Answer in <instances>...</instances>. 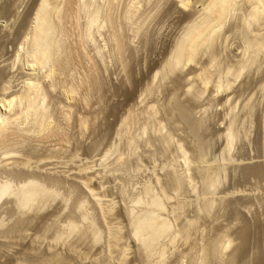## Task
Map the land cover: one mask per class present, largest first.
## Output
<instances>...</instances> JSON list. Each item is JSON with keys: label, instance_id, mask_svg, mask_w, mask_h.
I'll use <instances>...</instances> for the list:
<instances>
[{"label": "rangeland", "instance_id": "obj_1", "mask_svg": "<svg viewBox=\"0 0 264 264\" xmlns=\"http://www.w3.org/2000/svg\"><path fill=\"white\" fill-rule=\"evenodd\" d=\"M38 1L0 0V62L3 63H0V85L3 86L5 82L7 84V81L3 82V79L7 78L9 82L11 80V92L17 90L20 93L23 87L22 83L26 81L25 78L30 71L32 72L28 68L26 52H28L29 46L26 45L24 37L26 38L25 34L31 27ZM205 1L188 0L189 5L187 9L183 10L179 8L175 0L174 2L173 0L57 1L59 7L62 5V8L60 7L61 13L65 14L64 17L61 14L60 24L62 23L61 30L64 31V35L62 34L63 37L61 38L62 50L56 55L59 58L58 69L55 70L54 78L49 79H42L44 69L42 71L40 69L34 70L38 75V81L40 80L38 82L40 83L39 89L41 96H43L40 98L42 101L39 105L45 107L49 113L48 116L52 122L51 127L38 132L39 130L34 127L35 124L32 123V119L29 118L25 122L26 124H22L21 127L13 124L12 121V124H5L6 130L3 131V135H0L1 145L3 143L6 145L9 142L7 145L10 154L7 156L0 155V187L3 185L8 187L7 194L0 198V237H2V239L0 238L2 240V242L0 240V264H29L30 261L32 262L40 256H47L51 253L49 249H53V253L59 252L61 257L63 254V258L68 260L66 264L101 262L107 253L106 245L109 239L107 232L103 229L105 226L103 224L112 223L114 218L121 223L118 224L120 228L122 227L121 236H124L123 240L126 239L127 248L129 246L126 264H138L139 260L140 262L144 260L140 259L143 255L136 256L139 254L137 251L139 245L127 234L126 228L130 216L127 215L126 209L133 210L130 212L135 215L140 214L146 207L145 200L149 198V192L146 188H149L153 195L154 193L157 195L163 188L158 192V187L160 188L158 183L164 184L163 180H165L167 172L175 169L171 172L183 173L185 170L183 167L186 166L185 162L192 158L188 155L193 153L195 142L192 141L193 139L187 130L183 127L176 129V127L167 126L168 133L166 130L161 133L158 131L157 125L159 120H163V114H158L157 119H154L149 112V107L157 101L158 104L160 102L164 105L173 85L184 77L190 78L189 83L193 84L194 89L191 95L186 96L185 90H180L178 97L183 101L192 102L194 117L196 120L201 119L200 121L203 119L202 122L205 121L204 126L208 128V132L205 131L209 136L207 138L212 142V147L208 153L209 164L214 170V175L217 172L220 174L215 176L221 177L219 178L220 185H218L215 194L221 196L222 192L225 193L231 188H236L241 193H244L245 188L247 193L254 189L257 193L255 195L259 196L257 199L264 202L263 183L253 179L251 182L247 180L248 183L244 181L237 183L239 181L238 175L235 176L234 173L232 175L231 168L222 169L224 167L222 165H225L227 159H232L233 162H246L249 161L246 159L250 158V160L261 157L260 160L264 159L263 143L259 145L264 134V53L251 65L252 67L250 66L249 69L243 71L237 78L233 76L236 75L238 62L247 59L246 55L249 56V54H244L246 50L243 44V36H241L244 25H242V21L249 11H247L248 4L246 5L245 2L239 0L235 2V6H232L233 8L229 11L231 14L225 19L226 21L223 20L219 33H216L218 37L215 39L213 48L205 47L196 60L198 62L176 68L168 76L169 79L164 81L165 84L159 77L153 80L155 72L162 67L179 43L185 27L189 25L188 22L197 20L201 14ZM99 8L101 9L99 10ZM94 11L99 13V18L92 26L89 25V19L92 17L91 14L95 13ZM96 13L94 14L95 18L97 17ZM253 28L254 26L251 29ZM17 53H20L19 58L16 57ZM212 53L218 61L216 65L210 67L213 75L212 80L207 85H203L198 70L209 62ZM227 68H231L230 74H226ZM174 79L177 81L175 82ZM226 81L231 83L230 89L219 90L218 92L217 84ZM71 87L74 93L68 95L65 92ZM146 89L150 90L149 94H146ZM18 105L19 103L15 105V108L13 105L10 110L6 111L0 105V113L11 119L22 112V106L19 105L18 108ZM248 106L250 109L247 108ZM11 122L7 121V123ZM232 123H234L236 135L230 144L231 146L229 145L230 151L227 155L224 150L228 140L223 132ZM166 133L170 135L169 143L166 142L168 144L163 140ZM110 147H113V153L104 156L103 153ZM179 148L185 151L186 157L190 158L184 157V152L181 155L182 151ZM0 154L2 153L0 152ZM71 154H74L75 158ZM47 157L53 162L52 164L56 162L51 165L49 160L54 169L50 165L49 167L52 169L47 166L44 167L43 165L46 163L40 162ZM71 157L74 158V161L69 159ZM183 157L187 159L185 162ZM61 162L63 164H60ZM65 162L69 165H66ZM72 164L92 167L90 170L95 176L92 183L96 186L93 185L94 188L99 189L102 200L112 202V211L106 215L105 223H99L104 220H99V214L97 209L94 210L92 201L90 199L88 201L87 194L85 195L83 189L77 185V179L67 173ZM168 165L171 166L168 167ZM67 166L70 168H66ZM34 178L36 179L35 182L44 189L42 190L40 185L37 186L36 184L35 189L38 194L36 197L34 196L36 199L34 198L35 200L30 202L25 198V191L28 188L26 182ZM187 178L191 185H187L188 188L187 186L184 187V192L175 198L176 200L179 198L180 203L181 201L187 204L192 203V206L186 207L185 212L187 215H194L193 201L199 200L206 191L192 172L187 173ZM156 179L159 180L158 183H156ZM156 184H158L157 187ZM249 186L251 188H247ZM37 187L41 190H38ZM21 190H25L22 191L24 195ZM145 192L148 193L145 194ZM141 197L143 201L136 203V199H141ZM186 200L187 202H185ZM82 202H84L83 206ZM171 202L166 203L165 208L167 210H165L168 213L175 204ZM179 202L176 201V203ZM262 206L264 208V204L256 203L250 208V215L254 214V218L258 216L257 222L249 215L250 221H256L255 226L258 223L259 225L263 223L262 226H264V216L260 215L263 214L262 211L264 210ZM166 211L165 213L168 214ZM69 220L75 222V225L79 223L76 228L79 230H75L76 226H73L75 231L72 230V227L70 229L69 224H67ZM200 223L203 222H199L198 225ZM204 223L203 226H197V230L192 234V239L195 238L194 241L198 244H195L193 240L191 242L193 241L192 244L199 249L205 245L202 240L206 241L207 239L204 237L207 236L205 232L208 230L205 229H208V224ZM15 224L18 228L14 231L12 228L15 227ZM255 226L253 225V228ZM66 227L68 228L66 229ZM95 227L100 229L99 235L96 237L98 240L93 237L95 236L94 230H97ZM11 229L12 231H10ZM198 229L201 230L200 233ZM203 232L204 234H202ZM59 233L62 236L55 239ZM254 233L256 234V231L252 234ZM201 234L203 236H200ZM252 236L249 240V242L251 241L249 244L251 248L258 243L257 234L256 237ZM3 237L6 238L3 239ZM165 241H167L166 238ZM134 243H137L138 248ZM177 243L173 245L175 247L170 246L169 249L171 250L167 251L168 258L165 256L162 263L158 260L156 263L153 260L154 263L152 262V264H174L176 262V264H190L187 259L180 258L185 252V246L183 247L182 243H179L180 245ZM31 248L32 250H30ZM173 248L175 249L173 250ZM72 249H75L76 252L74 250L73 253ZM231 253L232 250L229 248L223 254L227 258ZM26 255H29L28 260L24 261ZM212 264L215 263L212 262Z\"/></svg>", "mask_w": 264, "mask_h": 264}, {"label": "bare ground", "instance_id": "obj_2", "mask_svg": "<svg viewBox=\"0 0 264 264\" xmlns=\"http://www.w3.org/2000/svg\"><path fill=\"white\" fill-rule=\"evenodd\" d=\"M57 1L58 0H39L37 5H36L37 7L35 8V12H34V15H33L32 21H31V27H29L27 34H25L26 38L24 37V41L27 43L26 45L29 46L28 52H26L27 53L26 55L28 57V58L26 57L27 62H28V68H29V70H32V72L30 71L29 75L27 74L28 75L26 77L27 79L25 78L26 81H24L22 83V86H23L22 91H20V93H19L16 90L15 92H17L18 95L15 92H11L12 84L10 85V83H12V81L10 80V82H9V80L7 78L5 80L3 79V82L7 81V84L5 82V84L3 86L0 85V90H1L0 91V94H1L0 105L5 109V111L10 110L13 105L15 108V105L17 103H19V105L22 106V108H23V109L20 108V109H22V112L20 110L21 113L19 115H17V116L15 115V117H12L11 119L7 118L8 117L7 115H6L7 116L6 117L4 114L2 115L0 113V135L1 134L3 135L4 134L3 131L6 130V128L4 127L5 124L6 125L12 124V122H13V124L21 127V125L24 124L29 118L32 119V123L35 124L34 127H36V129L39 130L38 132L45 131V129L51 127L52 122L50 120L51 119L50 116H48L49 113L47 112L45 107H40V105H39L40 101H42V99L40 100V98L41 97L43 98V96H41V92L39 89L40 83H38V82L40 80L38 81V78H37L38 75H36V71H34V70L40 69L42 71V69H44L45 71L43 70L44 73L42 74L43 75L42 79L43 78L49 79L52 77L54 78L53 75L55 73V70L58 69V66H59V63H58L59 60L58 59L59 58H57L56 55H58L60 50H62L61 38L64 35L63 34L64 31L62 32V30H61L62 29V26H61L62 23L60 24V22L62 20L61 17L62 16L64 17L65 14L63 15L61 13L60 10L62 8V5L60 6L61 7L60 8L58 6L59 4H57ZM175 1L179 5V8H182V10L187 9V7L189 5L188 0L187 1L186 0H175ZM203 1H205V0H203ZM239 1H241L243 3L245 2L244 4H246V5L248 4L247 11L248 10L249 11H248V14L246 15V17H244L243 21H242L243 22L242 25L243 24L244 25H243V30L241 32V36H243L242 37L243 42H244L243 44H244V48L246 50V53H244V54H249V56L246 55L248 57V58L246 57L247 59H245L244 61L240 60L241 62L240 61L238 62V68H236L237 69L236 75L235 74L233 75L236 78L239 75H241L243 71H245L246 69H249V67L257 61V59L260 57V55H262L264 53V0H239ZM173 2H174V0H173ZM173 2H172V4H173ZM235 2H237V0H206L204 5H203V10L201 11V14L197 17V20L196 19H194V20L190 19L192 21L188 22L189 25L185 27L186 29L183 31L182 36L180 35L181 37H180L179 43H177L176 47L171 52V54L169 55L168 59L164 62L162 67L158 71L155 72L153 80H156L157 77H159V78H161V80L165 84L164 81L169 79L168 76L171 73H173L176 68L185 66L186 64H189V63L195 64L196 62H198L196 60L198 59V56L200 55L202 50L205 47L208 48V47H212L214 45V43L216 41L215 39L218 37L216 35V33L221 29V27L223 25V20L226 21L225 19L229 17L228 16L229 14H231V13H229V11L231 10V8H233L235 6L234 5V4H236ZM106 4H107V2L105 3V5ZM113 5H115V4H113ZM91 9H92V7H91ZM100 9L101 8H99V10ZM62 12H64V11H62ZM110 12H111V10H110ZM67 13H69V12H67ZM102 13H103V11H102ZM61 14H62V16H61ZM94 14H91L92 17L89 16L90 17L89 25H92V26H94L95 21H97V19L99 18V16H98L99 13L98 14L96 13V15H97L96 18H95ZM108 20H110V19H108ZM64 21H65V19H64ZM122 21H124V20H122ZM252 26H254L253 29H251ZM64 28H65V26H64ZM107 28H108V26H107ZM94 30H96V29H94ZM240 31H241V29H240ZM89 39H90V37H89ZM116 41H118L117 38H116ZM120 52H122V51H120ZM16 57L19 58L20 53H17ZM217 61L218 60H217L216 56L212 53V55L209 59V62L206 65H203L201 68H199L198 75L202 78L203 85H207L212 80L213 75H212V72L210 71V67L216 65ZM0 63H2V61ZM29 70H28V72H29ZM230 72H231V68H227L226 74H230ZM4 76H5V74H4ZM10 79H11V77H10ZM23 80H24V78H23ZM18 81H20V80H18ZM174 81H175V79H174ZM189 81H190V78H188V77H184V79L177 81L173 85V88L171 89V92L168 95V97H166V103L164 105L160 104V102L158 104L157 103L158 101L157 102L155 101L156 103H154L153 105H151L149 107V112L154 119H157L156 117L158 114H160V113H161V115L163 114V117H162L163 120H159L158 125H157L159 132H161V133H162V131L165 132L164 130H166V132H167V128H166L167 126L174 127V128L176 127V129L183 127V129H186L188 134H190V137L193 139L192 141L195 142L194 143L195 145L193 146L194 151H192L194 154L191 153V154H193V156H191L190 153H189L190 155H188V156L192 157V158L189 157L190 159L188 157H186L187 154H185V151L180 149L181 147L179 148L182 151V153H180V154L182 155L184 152L185 155H183V156L189 159V160H187L186 158L183 157L184 162L187 160V162H185L186 164L184 163L186 166L183 167V168H185V170L183 169L184 170L183 173L182 172L178 173V171L177 172H174V171L171 172V170H175V169L170 170V168H168V167L171 165H168L167 169L170 171L167 170L168 171L167 174L165 173L167 176L165 175L166 178H165V180H163L164 184H162V182L158 183L159 180H157V179L155 180V181H157L156 183H158L160 186V188L158 187V192L163 187L161 189V191L159 193H157V195H155L156 193H154V195H155L154 196L152 194L153 192L150 193L149 188H146V190L148 189L147 191L149 192V194H148L149 198L146 197L147 195H145V197L148 198L147 200H145L146 202H144L146 207H144L145 209H143V211H141L140 214L138 213V215H135V214H133V212L132 213L130 212L133 210H127L126 209V211L128 212V213L126 212L127 215L130 216L129 221L127 220L128 217L126 219V221H128L127 222L128 224L126 223L127 224V228H126L127 234L130 238L135 240L134 242H137L139 245V249H137V251L140 255L137 253L138 255H136V256L143 255V257H141L140 259L141 260L144 259L145 261L144 260H142V261H144L145 264H150V263L152 264L153 260L154 261L158 260V261H160V263H162L165 259V256L167 257V254H168L167 251L171 250V249H169V248H171L170 246H173L176 244V242H178L177 244L182 243L181 245H183V247L185 246V249H184L185 252H183V256L181 255V257L180 256H178V257H180V258L183 257L184 259H187L190 264H207V263L212 264V262L215 264H249V263L250 264L251 263L252 264H264V226H262L263 223L260 225L258 223V224H256L257 226H255L254 223H256V221L258 222V219H256L258 216L256 215L257 217L254 218L253 217L254 214H252V216H251L249 213L250 208L253 207L256 203H259V204L261 203V205H263L264 202L262 200L261 201L258 200L259 196L255 195L257 193H255L254 189L250 193H247V192H245V190H246V188H245L244 193H241L236 188H231L230 190L228 189V191L224 190L225 193L224 192H222V194L220 193L221 196H217L215 194L218 185H220L221 181L219 178H221V177H219V178L216 177L217 176L216 174H218V176L220 174V173H217L216 171H215L216 176L214 175V172H213L214 170H213L212 166H210V164H209L208 153L212 147V142H211V140H209L207 138V137H209L206 134V131L208 128L206 126H204L205 121L202 122L203 119H202V121H200L201 119L196 120V118L194 117L193 109H192V105H191L192 102L190 103V102L183 101L182 99H179V97H178V92L180 90H185V92H186L185 96L192 94L194 86H193V84H191V82L189 83ZM52 83H51V86H52ZM230 87H231V83L226 81L223 83H218L216 88L218 89L217 91L219 92V90L226 91V90L230 89ZM13 88H14V85H13ZM162 88H164V87H162ZM145 92H146V94H149L150 90L146 89ZM65 93H68V95L69 94L73 95L74 90L71 87V89H68ZM19 105H18V108L20 107ZM247 108L250 109L249 106ZM7 121H10V122L12 121V122L7 123ZM234 127H235L234 123H232V125H230L225 130V132H223L224 135L226 136L227 140H228L226 149L224 150L226 154L230 151L229 150L230 149L229 147L231 146L230 144L232 143V141L236 135ZM49 131L51 132V130H49ZM27 133H28V131H27ZM27 133L24 132V134H27ZM167 133L165 134V139H163V140H165L164 141L165 143L166 142L169 143V141H170V135H167ZM52 134L55 135L54 133H52ZM261 136H262V133H261ZM262 137H263L262 142L260 141L261 140L260 138H259L260 139L259 141L261 143H259L258 141L257 142L259 143V145H262V143H263V145H262V147H263L264 146V134ZM8 143H6V145H4V143L2 145L0 144V152L2 153L0 155H3V156L6 155L7 156V154H9L8 153L9 152L8 145H7ZM168 143H166V144H168ZM10 145H12V144L10 143ZM92 147L95 148L94 146H92ZM99 147H98V149H99ZM260 148H261V146H260ZM181 151H179V152H181ZM11 153H13V152L11 151ZM112 153H113V147H110V148H108L107 151L105 150V153H103V154H104V156H107V155L112 154ZM71 155H73V157H74V154H71ZM0 158H1V156H0ZM74 158L71 157L69 159L73 160ZM259 158H260V156H259ZM61 159H63V158H61ZM250 159H246V160H249L246 162H241V161L240 162H236V161L233 162L232 159H227L228 161H226L225 165H222L224 167H222V166L221 167H222V169L224 168L225 170H226V168H228V169L231 168L230 169V170H232L231 174L232 175L235 174V176L238 175L239 181L237 180L238 178L236 177L237 178L236 180L238 181L237 183H239L240 181L247 182V180H250V182H251V179H253L256 182H261L264 184V159H262V160H260V159L250 160ZM49 160L50 159L47 157L46 159H44L40 162L46 163L43 165L44 167H46V166L49 167L50 162H51V160H50V162H49ZM62 162L60 164L64 163V162L63 163ZM66 162H65V164H66ZM70 162H72V161H70ZM52 163L53 162H51V165H54L56 162H54V164H52ZM80 163L81 162H79V164ZM38 164L42 165L41 163H38ZM40 165H39V167H40ZM66 165H69V164H66ZM68 167L69 166H67L66 168H68ZM52 168H50V169H52ZM91 168L88 167L87 165L86 166H79V165H73L72 164V167L69 170L67 169L68 170L67 173L69 175H71L72 177H74L75 179H77V181H76L77 185L79 187H81V189H83L85 195L87 194L86 196H88V198H87L88 201H89V199L92 201L94 208H95L94 210L96 211V209H97V212H98L99 217H100L99 220L101 221V220H104L106 218V215H109V213L112 211V204H111L112 202L109 203V202L102 200V198L100 197V194H99V189L94 188L95 185L92 183L94 182L95 176L93 173H91V170H90ZM163 168H164V166H163ZM45 169H47V168H45ZM225 170H223V171H225ZM189 172H192L194 174V176L198 178L202 187L206 191L205 194L202 195L199 200L193 201L194 202L193 203L194 204V211H193L194 215H187L185 212L186 207L188 205L192 206V203L187 204V203H183L182 201L180 203L178 201L179 198L177 200L175 198L178 194L180 195L181 192H184L183 191V190H185L184 187H186L187 185L188 186L191 185L189 179L187 178V173H189ZM35 180L36 179L34 178V179H30L28 182H26V185L28 186V188H27V191L24 190L26 192L25 198H26V200H29L30 202L36 197V194H38V193H36V189H35V186L37 184L35 182ZM160 183H161V185H160ZM158 184H156V187L158 186ZM243 184H245V183H243ZM38 185H40V184H37V186ZM188 186H187V188H188ZM241 186H239V187H241ZM250 186H252V184H250ZM250 186L247 188H251ZM25 187H24V189H26ZM40 187L42 188L41 185H40ZM43 189L44 188H42V190ZM7 190H8V187L6 185H3L0 187V198L3 195L7 194ZM38 190H41V189L38 188ZM38 190H37V192H39ZM240 190H242V189H240ZM22 191L23 190H21V192ZM147 193L145 192V194H147ZM46 194H47V192H46ZM23 195H24V193H23ZM86 196H85V198H86ZM257 197H258V199H257ZM23 199H24V196H23ZM174 199L179 203H176V201L175 202L173 201L175 204L173 202H171ZM24 201H23V203L26 202V201L25 202ZM142 201H143V199L141 197V199H139V198L136 199L135 202L139 203ZM30 202H28V203L30 204ZM168 202H171L174 204V205L172 204L173 206L171 205L172 208L170 209L171 211L169 210L170 211L169 213L166 211L167 208H165L166 203L168 204ZM185 202H187V200ZM190 202H192V201H190ZM262 202H263V204H262ZM83 203L84 202L81 203L82 206H83ZM23 205H25V204H23ZM21 207H22V205H21ZM78 207H80V206H78ZM262 208H263V206H262ZM165 211L168 214H166ZM262 213L263 214H260V215L264 216V210L262 211ZM249 215H250V217H252V219H256V221L251 220L253 222L252 223L249 219ZM83 218H85V217H83ZM70 221L71 220H69V222ZM69 222L67 224H69L70 229H71V227L73 228V226L74 227L76 226L75 230H79V229H76L77 226H79L78 225L79 223L77 225H75V222H72V221L70 223ZM199 222H203V223L206 222L208 224L207 225L208 229L205 227L206 228L205 230H208L207 232H205V235H207V236L204 237L205 239L206 238L207 239H206V241L204 239L202 240V241H204V243L200 241L201 243L205 244L204 246L201 245L202 247H200V249L197 248L196 245L194 246V244H192V242L195 239V238L192 239V236H193L192 234H194L193 232L197 230V226H199V227H200V225L203 226V223H200V225H198ZM22 223H23V221H22ZM99 223L103 224V223H105V220L101 221ZM118 224H121V223L116 221L115 218L112 220V223L103 224V225H105L104 227L99 224L101 227H103L104 231L107 232V234H108L109 239H108V244L106 245L107 246V249H106L107 253H105L106 254V255H104L105 258L102 259L103 261H101V262L91 260V261H93V264H126V262H128V261H126V259H128V255H129L128 254L129 246L127 248V245H126L127 241L125 243L126 239L123 240L124 236L123 237L121 236L122 235L121 234L122 233V231H121L122 227L120 228V226ZM252 224L255 226V228L256 227L257 228L256 229L253 228ZM16 225L17 224H15V227L12 228V229H14V231L18 228V227H16ZM91 225H93V224H91ZM204 225H205V223H204ZM67 228L68 227H66V229ZM95 228H97V227H95ZM12 229L10 231H12ZM98 229L99 228H97V230ZM252 229H254L256 231L257 238H258V239L257 238L256 239L258 240V243L256 242L257 244L256 245L254 244L255 247L251 248L250 247L251 245H249L251 242V241L249 242V240L251 238L250 236L253 235L252 237H254L256 235L255 233H254L255 235L252 234L253 232H255ZM72 230H74V228ZM97 230H94L95 231L94 232L95 236H93L94 238H96L99 235L100 229L98 231ZM198 231H199V229H198ZM200 231H199V233H200ZM8 232H9V230H8ZM92 233H93V230H92ZM59 234H58V236L55 237V239L56 238L59 239L60 238L59 236H62L61 234L60 235ZM202 234H204V232ZM202 234L200 236H203ZM0 236H1V234H0ZM0 238L2 239V237H0ZM5 238L3 237V239H5ZM165 238L167 239V241H165ZM200 238H202V237H200ZM96 239L98 240V238H96ZM191 240H193V241L191 242ZM198 240H199V238H198ZM252 241H253V239H252ZM1 242H2V240H1ZM36 243H38V242H36ZM137 243L136 244L134 243V244L137 245ZM196 243L197 242H195V244ZM138 245H137V248H138ZM35 247H38V246H35ZM173 247H175V246H173ZM32 248L30 250H32ZM229 248L232 250V253L227 258H225L223 253L225 250H227ZM174 249L175 248H173V250ZM46 250L48 251V249H46ZM52 250L49 249V251L51 253H49V254L46 253V254H48L47 256L43 255V257L40 256L37 259L34 258L35 260H32L33 259V255H32V259L29 257V259L32 260V262L30 261L29 264H66V262L68 260L66 261L63 258V254L61 257L59 252L53 253ZM72 250H73L72 252L74 253L75 249H72ZM106 250H105V252H106ZM69 251H71V250H69ZM75 252H76V250H75ZM39 253H40V251H39ZM29 254H31V252ZM37 255H34V256L38 257L39 255L38 256ZM69 255L71 256L72 254L69 252ZM175 255H177V254H175ZM23 256H21V257H23ZM28 256L26 255V259L24 258V261L28 260ZM70 256H68V257H70ZM178 257H177V259H179ZM96 259H97V257H96ZM69 260H70V258H69ZM133 261H134V259H133ZM142 261L140 262V260H139L138 264H141ZM182 262H183V260L181 261V263ZM156 263H157V261H156ZM176 263H174V264H176ZM26 264H28V263H26ZM178 264H180V263H178Z\"/></svg>", "mask_w": 264, "mask_h": 264}]
</instances>
